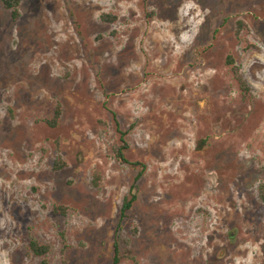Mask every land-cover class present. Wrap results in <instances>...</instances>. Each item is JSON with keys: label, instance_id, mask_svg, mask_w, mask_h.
<instances>
[{"label": "rangeland", "instance_id": "obj_1", "mask_svg": "<svg viewBox=\"0 0 264 264\" xmlns=\"http://www.w3.org/2000/svg\"><path fill=\"white\" fill-rule=\"evenodd\" d=\"M19 12L0 9V264H112L141 165L119 264H264V0H22Z\"/></svg>", "mask_w": 264, "mask_h": 264}, {"label": "trees", "instance_id": "obj_2", "mask_svg": "<svg viewBox=\"0 0 264 264\" xmlns=\"http://www.w3.org/2000/svg\"><path fill=\"white\" fill-rule=\"evenodd\" d=\"M22 0H0V9H5L9 12L10 18L12 21H17L20 17L19 12V5ZM106 15L100 14V19H105ZM242 21L238 22V25H242ZM241 28V27H240ZM233 69V76L235 81L237 82V85L240 89V91L243 93V95H249V87L245 81V79L242 77V75L239 73L237 67H232ZM60 111L59 107H56L54 111L53 118L48 121V123L51 125V127H54L57 123L58 117H59ZM115 127L117 129L118 137H119V144L114 149L115 157L124 163H129L128 160L124 156V151L127 148V144L125 141V132L121 131L118 127V122L116 119H114ZM205 139L198 140V146L201 147L205 143ZM133 166H139L141 165L139 162H132L130 163ZM54 166L56 169H61L64 167V163L61 161H56L54 163ZM141 169L139 170L137 176L135 177L134 183L130 185L128 194L123 198L122 205L120 208L119 218H118V224L115 227L114 234H113V256H112V264H119L123 258H125L128 254V248H127V240L123 239L120 234V226L121 222L124 218L128 216V212L131 209L134 201L136 200V184L135 182L140 178L142 172H143V165H141ZM100 181V176L98 174H95L94 177V183L98 184ZM259 195L262 199H264V185H260L258 187ZM56 212H64L60 206L55 207ZM29 248L37 256H44L49 252V246L44 244H39L35 240H30L29 242Z\"/></svg>", "mask_w": 264, "mask_h": 264}]
</instances>
